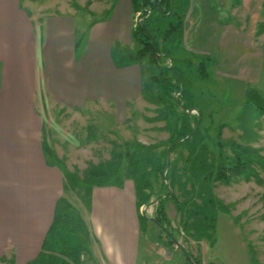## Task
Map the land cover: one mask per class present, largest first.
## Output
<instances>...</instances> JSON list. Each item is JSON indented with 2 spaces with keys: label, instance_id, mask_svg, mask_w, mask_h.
Instances as JSON below:
<instances>
[{
  "label": "crops",
  "instance_id": "0c3cea01",
  "mask_svg": "<svg viewBox=\"0 0 264 264\" xmlns=\"http://www.w3.org/2000/svg\"><path fill=\"white\" fill-rule=\"evenodd\" d=\"M103 4L79 5L85 17L57 9L35 24L20 0H0V264L36 258L64 194L62 171L46 157L48 151L58 157L49 112L97 104L123 112L129 98L140 97L126 95L137 73L112 60L114 47L131 45L130 0ZM241 14L243 26L235 19ZM91 15L100 17L91 21ZM74 18L86 35L79 52ZM259 28L264 31V0H186L179 46L188 58H210L224 76L235 77L237 64L253 56ZM137 213L128 184L92 188L82 218L94 264H140Z\"/></svg>",
  "mask_w": 264,
  "mask_h": 264
},
{
  "label": "rangeland",
  "instance_id": "374dc122",
  "mask_svg": "<svg viewBox=\"0 0 264 264\" xmlns=\"http://www.w3.org/2000/svg\"><path fill=\"white\" fill-rule=\"evenodd\" d=\"M105 1L115 5L116 2H120V0H20V6L28 8L33 13L35 24H38V18L48 17L57 9L64 12L73 9L78 12V17H81L86 10H80L79 5L87 9L89 6L104 5ZM38 8L41 10L48 8V11L43 13ZM153 16L152 13L150 19ZM245 16L243 14L236 16L239 26L245 24ZM99 17L91 15L90 19L94 21ZM130 17H134L133 29L141 22V17L133 10ZM74 19L77 22L76 52H79L84 47L86 35L78 28L79 19ZM258 35L251 45L253 56L247 59L248 64L247 62L245 65L237 64L235 77L224 76L222 67L216 64L208 68L204 80H199L196 70L198 61L192 56L188 58L187 53L180 48L178 39L169 41L165 50L159 49L158 52L162 53L160 56L168 54L172 59L182 81L190 84L188 86L184 83V88L188 90L190 87L189 92L192 93L191 107L194 108L192 115H196L198 111L203 115V135L213 154H217V142L221 145L223 154L230 157L233 156L234 147L239 146L240 149L246 150L252 165L248 178L239 177L232 178L230 182L213 183V193L227 207V212L217 210V214H214V227L200 240L188 235L193 234L194 230H190L188 234L183 230L180 212L170 201H165L163 207L169 221L167 231L172 237L171 240L166 238L164 233H160L159 228L150 220H140L138 236L140 264H187L188 259L199 264H264V31L260 28ZM129 38L131 45L122 49L120 46L113 48L112 60L118 67L123 66L124 71L134 70L137 73L134 79L128 81L126 95L134 97L138 94L140 97L129 98L123 112L110 110L106 104L88 105L75 112L57 110L49 112V121L54 125L52 132L57 129L59 133V137L57 133L53 134V142L50 145L57 152L56 158L64 173L68 172L82 178L83 173L91 166L110 162L112 152L123 153L124 143L137 142L143 145L164 143L169 137L167 124L173 123L176 113L185 110L182 104H179L177 109H170L165 103L166 100L158 101L159 89L150 81L155 71L146 61L133 63L130 61V56L136 49L130 30ZM163 63L166 66L171 65L168 59ZM172 96L178 99L175 92ZM218 132L219 139L216 140ZM66 136L71 137L70 142L63 141ZM181 152L183 156L186 155L185 151ZM46 157L49 163H54L53 157L47 153ZM176 158V153L169 155V162ZM181 165L182 162L179 161L177 168L179 169ZM124 172L125 163L122 161L115 174L116 178L133 187L132 182L125 178ZM148 179L154 190L158 191L160 180L152 175ZM181 183L179 185L182 187ZM179 185H175L172 192L181 203L185 198ZM63 198L81 218L84 216L85 203L82 204L75 192L65 189ZM196 202L199 203L198 200ZM145 206L139 209V213ZM154 206L146 208L147 217L153 218ZM188 209L190 206L185 204L184 210ZM193 221L195 218H188L187 214H184V223L192 225ZM87 248L88 251L82 254L79 262L94 264L89 258V243Z\"/></svg>",
  "mask_w": 264,
  "mask_h": 264
},
{
  "label": "trees",
  "instance_id": "16d2710c",
  "mask_svg": "<svg viewBox=\"0 0 264 264\" xmlns=\"http://www.w3.org/2000/svg\"><path fill=\"white\" fill-rule=\"evenodd\" d=\"M130 3L134 13H139L141 17V22L131 32L136 49L130 56V61L132 63L146 61L153 67L155 74L151 75L150 81L159 89L158 101L166 100L165 103L170 109H177L179 104H182L185 110L176 113L173 123L167 124L169 137L164 143L157 145L124 143L123 153L112 152L113 157L110 162L91 166L83 173L82 178L66 171V173L62 172L64 190L69 189L75 192L82 204L85 203L87 206L92 188L119 186L123 183L116 178L115 174L118 166L124 161L125 178L132 182L134 188L138 221L144 219L139 209L163 194L165 197L160 198L154 206L153 216L157 222L154 224L159 228L160 233H164L166 238L171 240L172 237L167 231L169 221L163 207L165 201H170L180 212L183 230L187 234L190 230H194L193 234L188 235L195 240H200L209 229L214 227V214L218 211L227 212V207L213 193V183L230 182L232 178H248L252 160L247 156L246 150L240 149L239 146L234 147L232 157L225 156L218 142L216 143L217 154H213L203 135V115L199 111L196 115H188L185 112L194 109L191 107L190 87L188 90L184 88L186 82L182 81L168 54L160 56L162 53H159V49L165 50L169 41L175 39L181 41L186 0H130ZM152 13L154 16L150 19ZM167 59L171 62L169 66L163 63ZM195 59L198 61L196 69L198 78L204 80L213 61L205 57H195ZM186 85L190 86L188 83ZM173 92L178 94V99L172 96ZM219 133L216 135V140L219 139ZM188 136H190L188 139L176 143L170 150V155L176 153L177 158L168 164L164 176L167 182L165 184L163 174L167 164L166 151L174 142ZM181 151H185L186 155L183 156ZM46 153L54 158L53 164L61 170L62 166L54 154L49 151ZM179 161L182 165L178 169ZM151 175L160 180L158 191H155L149 182L148 178ZM182 180H184L183 183H181ZM175 185L183 189L185 199L181 203L172 192ZM185 204L190 206V209L184 210ZM185 213L188 218H195L192 225L188 222L184 223ZM88 243L89 236L83 219L62 196L56 201L52 222L42 243L41 251L27 264H79L82 254L88 251ZM187 264L199 263L188 259Z\"/></svg>",
  "mask_w": 264,
  "mask_h": 264
},
{
  "label": "water",
  "instance_id": "95a60500",
  "mask_svg": "<svg viewBox=\"0 0 264 264\" xmlns=\"http://www.w3.org/2000/svg\"><path fill=\"white\" fill-rule=\"evenodd\" d=\"M181 106V105H180ZM182 108V107H181ZM188 115H191L192 114V110L191 111H185ZM197 127V126H196ZM196 129V128H195ZM195 129L193 130V131H195ZM190 136H188V137H186V138H184V139H181V140H178V141H176V142H174L171 146H170V148H168L167 149V151H166V154H167V164H166V168H165V171H164V174H163V180H164V183L165 184H167V182L165 181V173H166V170H167V168H168V164H169V155H170V150H171V148L172 147H174L175 146V144L176 143H178V142H181V141H184V140H186V139H188ZM167 193H169V191H167ZM165 197V195H161V196H159L158 198H155L152 202H150L148 205H146L145 206V208L143 209V210H141V212H140V214H141V216L144 218V219H148V220H150L151 222H153V223H156L157 224V222L155 221V219L154 218H149V217H147L146 216V213H145V211H146V208L147 207H149V206H153V205H155L157 202H158V200L160 199V198H164ZM163 231H165L163 228H161ZM174 244H176L177 246H178V243H176L175 241H174Z\"/></svg>",
  "mask_w": 264,
  "mask_h": 264
}]
</instances>
